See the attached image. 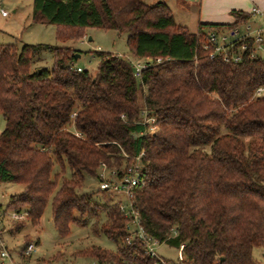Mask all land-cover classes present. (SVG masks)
I'll use <instances>...</instances> for the list:
<instances>
[{"label":"trees","instance_id":"1","mask_svg":"<svg viewBox=\"0 0 264 264\" xmlns=\"http://www.w3.org/2000/svg\"><path fill=\"white\" fill-rule=\"evenodd\" d=\"M233 16L231 25L201 24L190 33L163 3L32 0V22L54 26L57 40L82 38L87 29L126 33L132 57L151 62L136 78L130 61L96 52L90 74L77 72V52L67 47L0 45V183L23 186L9 200L12 211L26 213L16 230L37 227L49 201L60 238L102 213L93 232L112 240L115 252L91 246L77 258L158 264L139 240L127 244L116 195L83 191L85 175L98 179L102 164L121 172L131 162L123 154L143 151L135 206L144 230L160 244H184L187 264H255L253 250L264 251V60L244 52L241 62L225 63L202 48L209 33L249 19ZM42 49L53 66L32 70ZM142 112L156 132L143 135Z\"/></svg>","mask_w":264,"mask_h":264},{"label":"rangeland","instance_id":"2","mask_svg":"<svg viewBox=\"0 0 264 264\" xmlns=\"http://www.w3.org/2000/svg\"><path fill=\"white\" fill-rule=\"evenodd\" d=\"M0 8L8 14L6 18L0 15V45H16L19 49L24 46L38 45L67 47L75 50L79 55L74 67L90 74H94L97 68L96 52L110 53L132 63L135 61L127 46L128 35L126 33L87 29L82 38L60 41L56 39L54 26L32 22V0H0ZM240 30H242L241 27ZM52 66V54L48 50L42 49L32 59V70L36 68L50 70ZM139 99L140 104H142V97L140 96ZM3 129L4 118L0 115V133ZM71 131H74L73 128ZM59 171L57 167L54 169V172ZM69 176L70 173L65 167L64 177L68 178ZM97 188L98 179L85 175L83 191H93ZM22 191L23 186L21 185L0 183V215L3 216L0 220V235L14 264H22L18 254L26 247V244L30 243L36 244V249L28 255L30 259L27 264H86L91 260L77 258L76 254L91 246L115 252L116 245L112 240L101 233L95 234L93 232L95 226L100 227L104 223L102 213L99 214L98 218H86V225L84 226H70L68 236L60 238L52 225L50 201L37 227H32L26 223L20 230H16L18 226L10 219L12 209L9 206V200ZM94 200L98 203L103 201L99 196H95ZM7 229H9L8 232ZM155 250L164 259H176L177 249L167 244H160ZM253 259L255 264H264V251L254 249ZM0 264H10V262L0 260Z\"/></svg>","mask_w":264,"mask_h":264},{"label":"built area","instance_id":"3","mask_svg":"<svg viewBox=\"0 0 264 264\" xmlns=\"http://www.w3.org/2000/svg\"><path fill=\"white\" fill-rule=\"evenodd\" d=\"M0 15L3 18L8 17V14L0 8ZM250 17H258L261 19L262 27L255 28L250 23H245L243 31L238 28L228 31L227 33L219 34L211 32L208 34V41L203 44V50L209 51V58L213 59L220 54H223V61L225 63H239L241 62L242 53L248 52L249 58H255L257 55L264 60V10L259 8H253L250 12ZM251 40L253 45L252 49L249 50L247 41ZM241 43L239 50L234 51L235 45ZM150 59H144L142 61L133 62L134 76L140 77L142 70L147 67L150 63ZM159 62V60L157 61ZM81 69L77 68V72ZM262 89H258L256 94L260 96ZM142 125L148 127L147 131L143 133L152 134L157 131V127L154 124V119L149 116L147 112H142ZM124 157L130 159V164L124 166L121 172L115 169H109L106 165L102 164L98 170V189L104 190L111 194L118 196L119 199V211L122 213L123 218L127 221L126 232L127 244H131L134 239L141 242L143 246L144 254L149 258L157 260L158 264H187L186 257L184 254V244L177 247V255L174 260H167L160 257L156 253V247L160 243L153 237H151L142 227L140 221L139 212L135 206V194L142 184L141 174V158L143 157V151L134 158H129L126 154ZM124 199V200H122ZM3 216L0 215V220ZM26 213L14 212L10 214L12 222L21 223L24 222ZM165 244V243H163ZM36 249V244H28L25 249V255H29ZM0 260H7L10 264H14L10 259L9 252L5 243L3 242L0 235ZM86 264H114L110 261H99L92 259Z\"/></svg>","mask_w":264,"mask_h":264},{"label":"crops","instance_id":"4","mask_svg":"<svg viewBox=\"0 0 264 264\" xmlns=\"http://www.w3.org/2000/svg\"><path fill=\"white\" fill-rule=\"evenodd\" d=\"M147 5L163 3L169 9L177 26L197 33L199 25H231L235 22L233 13L249 15L248 23L262 27L261 19L250 17L253 8L264 10V0H140ZM246 22V23H247ZM240 27L242 30H240ZM244 25L239 26L243 31ZM227 32H221L223 34ZM134 59V58H133ZM139 62L144 59H134ZM148 60V59H147ZM132 63V62H131ZM5 228V227H4ZM9 229H7V232Z\"/></svg>","mask_w":264,"mask_h":264},{"label":"water","instance_id":"5","mask_svg":"<svg viewBox=\"0 0 264 264\" xmlns=\"http://www.w3.org/2000/svg\"><path fill=\"white\" fill-rule=\"evenodd\" d=\"M77 58H79V55L76 53V54H75V59H77Z\"/></svg>","mask_w":264,"mask_h":264}]
</instances>
